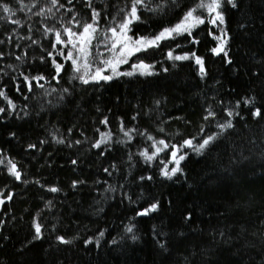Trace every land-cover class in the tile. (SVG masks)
Listing matches in <instances>:
<instances>
[{
	"label": "trees",
	"instance_id": "1",
	"mask_svg": "<svg viewBox=\"0 0 264 264\" xmlns=\"http://www.w3.org/2000/svg\"><path fill=\"white\" fill-rule=\"evenodd\" d=\"M132 2L0 0V264H264V0H221L215 25L201 0H144L131 41L194 8L204 23L118 67L151 75L76 72L65 29L99 13L92 65ZM225 33L227 56L213 51Z\"/></svg>",
	"mask_w": 264,
	"mask_h": 264
},
{
	"label": "snow or ice",
	"instance_id": "2",
	"mask_svg": "<svg viewBox=\"0 0 264 264\" xmlns=\"http://www.w3.org/2000/svg\"><path fill=\"white\" fill-rule=\"evenodd\" d=\"M69 2H71V0H69ZM57 3H58V0H52V4L54 6ZM227 3L231 4L232 7H236V3L234 2V0H227ZM143 4H144V0H133L131 10H130V12L127 13V18L123 22H121L117 27H113L110 29L111 44L110 45L105 44L104 46L106 48H108L110 52H113V57L111 59H107V60H104L102 62L112 68L113 75L117 74L115 66L119 63H126L128 55H131L136 51L142 50L145 46H147V47L154 46L161 39L171 37L173 33L187 32L190 35L191 34V28L195 27L198 24L204 23V19H202L200 16L194 15V12L197 10L196 8H194V9H192L186 13L183 21L180 24L176 25V27H174V28L165 29L154 40L131 41V38L128 37V35H127L128 31H130L129 26L133 23V21L139 20V16L137 15V7L142 6ZM0 7H2V11L4 13H11L12 12V10L6 5H0ZM220 7H221V0H211V3H208V4H205L203 2V0H201V2L197 5V8H206L210 15L212 13H215V15L212 16V19L210 20V22L214 25L217 22H219L220 24L224 23V16L220 13V11H218V9H220ZM12 14L14 15V13H12ZM98 17H99V13L94 11L92 22L83 24L82 25L83 31L79 34L73 32L70 28L65 29V33L70 38L73 36H76V37H78V39L80 41V46L78 48V52L80 53V56L77 58H73V53L69 52L67 57H66L67 59L72 61V64L74 66V70L78 73L81 70V66L78 63V60L81 57L84 60L83 67L85 69H87L89 67V65L87 63V58L90 55V52L88 50V45H90L91 41L95 38V33L97 32ZM77 26L80 27L81 25H77ZM226 35L227 34L225 33L224 36L215 37V38L220 40L219 47L213 49V51L216 54L223 53L225 56L228 55L227 51H225V46L227 44V39H225ZM105 38L107 39L108 37L106 36ZM128 41H131V46L129 45ZM56 42L62 43L61 35L59 32L56 33ZM68 43H72V46L74 48L77 47L76 43H74L71 39H69ZM117 49H119V51H116ZM169 58H173L171 53H169ZM174 59L181 60V59H187V57L176 56V57H174ZM196 62L201 65V68H200L201 73H204L202 61L197 59ZM150 67H151L150 65H146V64H142V63L135 65V68L142 70L141 74H147V75L152 74L150 71H148V69ZM56 68H57V72H59L61 69V65L57 64ZM123 74L124 75H133L132 72L123 73ZM88 77H89V73L87 71H85L83 73V75L79 77V79H81V81L84 84H87L90 82ZM39 79H43V77H39ZM90 79L92 81H99V80L107 81V80H111L112 76L111 75L110 76L103 75L102 71L98 68L95 71V74L91 75ZM0 95H3V93H0ZM0 111H2V109H0ZM229 115H231V113H229ZM255 115L259 116L260 115L259 111H257L255 113ZM231 127H232V125L230 122L226 123L224 125H221L222 129L231 128ZM126 135H127V133H126ZM213 139H214V137H210V138L205 139L199 146L196 147L195 150L197 152L203 151L211 143V141ZM59 142L62 143V141H59ZM106 142H107L106 139H102L99 143L95 144L94 147L99 148L102 143H106ZM160 143L163 144L164 142L160 141ZM185 145L186 146H192V141L191 140L185 141ZM158 151H159V149H158ZM144 155L146 156V159H148V160L153 159L152 156H149L146 153ZM172 155H173V158L175 160L176 167H174L171 170V172H169L167 170V168L164 170V175L169 179H171V177L173 175H175L176 172L180 171L179 162H180V160L184 159V156H182V155L179 156L178 159H176V155H177L176 152H173ZM73 163H75V161H73ZM10 172L12 175H14L16 177V179H20V173L18 171H16V166L14 164L12 165ZM51 191L55 192V191H57V189L52 188ZM8 199H11V197H8ZM0 203H3V201H0ZM156 208H157V205H153L152 208L149 209V211H155ZM146 214H147V212L141 213V215H146ZM128 231L131 232L132 229L129 228ZM39 237H40V226L37 225L36 226V238H39ZM133 239H135V237H133ZM59 240L61 243H70V241L64 240L63 237H60Z\"/></svg>",
	"mask_w": 264,
	"mask_h": 264
},
{
	"label": "rangeland",
	"instance_id": "3",
	"mask_svg": "<svg viewBox=\"0 0 264 264\" xmlns=\"http://www.w3.org/2000/svg\"><path fill=\"white\" fill-rule=\"evenodd\" d=\"M127 17H125L124 18V20L126 19ZM123 20V21H124ZM123 21H121V22H123ZM183 21V20H182ZM181 21V22H182ZM120 22V23H121ZM181 22H179L178 24H180ZM119 23V24H120ZM118 24V25H119ZM177 24V25H178ZM117 25V26H118ZM174 27H176V25L174 26ZM174 27H172V28H174ZM194 28V27H193ZM193 28H191V30L193 29ZM171 29V28H170ZM109 32H107V39L105 38V40H104V44H103V48H101V50H99L98 52H96L95 54H96V56H92V65L90 64L91 62H90V57L89 56H91V54L88 56V58H87V63H88V65H89V67L87 68V69H85V70H87L91 75H94L95 74V71L99 68L101 71H102V74L103 75H105V76H107L106 75V72H109L110 70H112V68L110 67V66H108V65H106L105 63H103L102 61H104V59H103V57H102V53L103 52H108V57H109V59H111L112 57H113V52H110L109 51V49L108 48H106L104 45L105 44H108V45H110L111 44V32H110V30H108ZM184 33H186V32H184ZM181 34H183V33H173L172 34V36L171 37H169V38H172L173 36H178V35H181ZM127 35H128V37H130L129 36V33H127ZM160 35V34H159ZM159 35H157V36H159ZM156 36V37H157ZM156 37H154V38H151V39H148V40H154ZM165 39H168V38H165ZM165 39H161L160 41H158L157 42V44H159L162 40H165ZM138 40H143L142 38H139ZM78 42H80V41H78ZM128 43H129V45L131 46V41H128ZM157 44H155L154 46H156ZM154 46H151V47H154ZM90 47V45H88V48ZM151 47H147V46H145L142 50H140V51H143V50H146V49H148V48H151ZM89 50V49H88ZM116 51H119V49H117ZM140 51H136V52H134L133 54H131V55H128L127 56V62L126 63H119V64H117L115 67H116V72H117V74H123V73H128V72H132L133 73V75H147V74H141V69H138V68H135V65H137V64H141V63H137V64H132L131 66H129L126 70L124 69L123 71H119L118 70V67H125V65H127L128 64V60L133 56V55H135V54H137V53H139ZM98 53V54H97ZM80 56V53L78 52V53H76V58L77 57H79ZM78 63L79 64H83L84 65V60H83V58L81 57L79 60H78ZM143 64V63H142ZM82 65V66H83ZM108 69H110V70H108ZM148 71H150V72H152V69H151V67L148 69ZM111 74V73H110ZM176 158L178 157V153L176 152Z\"/></svg>",
	"mask_w": 264,
	"mask_h": 264
},
{
	"label": "flooded vegetation",
	"instance_id": "4",
	"mask_svg": "<svg viewBox=\"0 0 264 264\" xmlns=\"http://www.w3.org/2000/svg\"><path fill=\"white\" fill-rule=\"evenodd\" d=\"M130 27V31H128V33H129V35H130V33H131V26H129ZM163 32V31H162ZM159 35V34H158Z\"/></svg>",
	"mask_w": 264,
	"mask_h": 264
},
{
	"label": "water",
	"instance_id": "5",
	"mask_svg": "<svg viewBox=\"0 0 264 264\" xmlns=\"http://www.w3.org/2000/svg\"><path fill=\"white\" fill-rule=\"evenodd\" d=\"M176 150H177V149L175 148V149H174V152H177ZM143 212H145V211H143ZM141 213H142V212H141ZM141 213H140V214H141Z\"/></svg>",
	"mask_w": 264,
	"mask_h": 264
}]
</instances>
